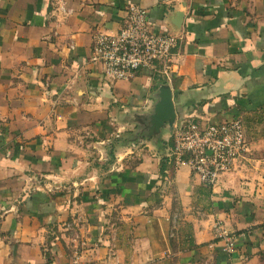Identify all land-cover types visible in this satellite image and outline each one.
<instances>
[{
  "label": "crops",
  "instance_id": "1",
  "mask_svg": "<svg viewBox=\"0 0 264 264\" xmlns=\"http://www.w3.org/2000/svg\"><path fill=\"white\" fill-rule=\"evenodd\" d=\"M182 3L169 78L90 62L128 6L171 30ZM234 116L214 184L174 165L176 122ZM0 264H264V0H0Z\"/></svg>",
  "mask_w": 264,
  "mask_h": 264
},
{
  "label": "built area",
  "instance_id": "2",
  "mask_svg": "<svg viewBox=\"0 0 264 264\" xmlns=\"http://www.w3.org/2000/svg\"><path fill=\"white\" fill-rule=\"evenodd\" d=\"M181 39L180 32L155 29L148 20L147 8L133 4L126 9L125 22L118 29L94 32L89 60L113 79H131L140 69L169 78L177 71L173 55ZM172 136L174 165H187L205 184H214L249 150L239 116L206 123L182 119L175 123ZM234 238L232 233L221 235L224 251L233 250Z\"/></svg>",
  "mask_w": 264,
  "mask_h": 264
},
{
  "label": "water",
  "instance_id": "3",
  "mask_svg": "<svg viewBox=\"0 0 264 264\" xmlns=\"http://www.w3.org/2000/svg\"><path fill=\"white\" fill-rule=\"evenodd\" d=\"M185 12V4L182 3L181 8L177 9L174 11V17L170 19L171 21V25H172V29L171 31L173 32H180V27L182 24V20H183V15ZM173 103L170 97V93H166L162 100H160L159 104L157 105L156 110L158 112H161L164 109H168L171 111L172 115H173Z\"/></svg>",
  "mask_w": 264,
  "mask_h": 264
}]
</instances>
